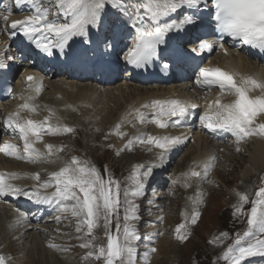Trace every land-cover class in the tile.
<instances>
[{"label":"snow or ice","instance_id":"1","mask_svg":"<svg viewBox=\"0 0 264 264\" xmlns=\"http://www.w3.org/2000/svg\"><path fill=\"white\" fill-rule=\"evenodd\" d=\"M20 3L21 0H15L17 6ZM202 4H211L215 9L213 18L219 38L212 42L198 40L197 46L191 50L193 53H212L215 46L220 50H224L225 54H227L224 37L264 51V0H132L131 4H129V0H57L55 7L58 11L55 14H59V10L62 9L65 15L71 14L73 16L70 22L59 23L56 20H49L51 9L44 8L42 4L26 15L23 20L13 21L11 25L7 24L8 15L0 14V18L5 22V28L10 29L8 31L9 37L20 34L34 43L37 49L48 56L53 55V49H59L65 56H72L77 59L85 57L89 50L99 48L101 45L107 50L114 49L118 31L127 25L122 20L109 21V13L115 12L120 16H127L129 22L135 18L136 22L132 24V27L135 28L137 35L135 42L127 51L125 60L127 63L139 68L153 62L157 58L163 59L164 49L159 46L166 43L164 39L165 32L171 31L174 27L177 32H180L198 26L195 14L185 15L181 20V24L187 26V28L168 23L161 25L158 18L174 13L185 6L190 9H199ZM5 11L10 14L7 6H5ZM145 16L149 19V23L144 22ZM202 23L203 21H201ZM37 33L44 39H35ZM49 34L54 36L55 39H51ZM7 52L8 49H5L3 53H0V56L7 60H13L14 57L7 54ZM177 54L188 56L189 52L186 47L180 46ZM102 59L103 57H101ZM168 66L167 63L163 64L165 68ZM0 67H6V65L0 64ZM35 79L34 76L29 75L26 77L25 83L38 93L42 90V83H38L33 88L31 82ZM195 83L204 91H211L213 88H217L220 92V96L217 97L214 104H209L208 111L200 116L201 124L204 127L211 130L221 129L225 132H230L236 137L237 142L253 136L264 138V123L259 124L258 127L253 126L257 116L264 114V83L258 82L252 77L239 76L238 73L229 72L219 67H200ZM256 89L260 90L261 95L250 96L249 93ZM224 95H232L235 100L232 103L223 104L221 103V97ZM20 99L27 101L28 99H33V97L21 96ZM144 107L154 109L153 118L146 119L139 112L136 113V118L144 123H153L158 128L163 129L178 125L180 120L186 117L196 105L185 104L180 100L171 99L156 100L151 105H144ZM20 109L36 112V107L30 106L27 102L21 104ZM51 114L50 112V116ZM173 117L178 119L173 120ZM169 121H171V124H169ZM5 126L13 133L19 134V139L23 141L24 155L19 154L15 144L8 142H5L0 147V152L8 157L30 163H54V161L49 160V157L54 154L52 145H46V154L41 153L34 147L36 143L42 142L44 135L74 131V129L66 126L61 128L51 125L48 117L43 121L20 119L19 111L10 114L6 118ZM119 127L117 125V129ZM138 142L154 145L167 152L171 146L181 144L183 138H161L147 135L146 138H138ZM132 143L133 141H129V145H126V147ZM62 150L60 148L57 151ZM237 151H240V149L237 148ZM160 159L162 162L164 159L163 154H161ZM106 171L107 169H105ZM150 172L151 168L145 171V178ZM206 173L207 165H205L204 175ZM189 175L190 177H201L202 174L191 170ZM19 178L16 174H11L9 177V179ZM31 178L38 182V187L41 189H55L54 192L47 196L36 194L37 202L52 203L54 201L58 205L60 212H66L71 208L72 215L78 218L77 232L82 231L83 226L86 225L85 235H92L93 228L98 226L101 218L105 220V228L109 229L112 218L115 216L116 232L115 234L110 230L106 232L108 241L106 249L100 247L98 254L90 251L87 256L95 255L96 259L103 257L106 264H115L117 260L120 261V264H126V258H130L133 252L130 237H135V239H139V237L125 223L122 234L123 240H121L119 222L120 189L118 181L111 178L103 179L95 167L86 168L80 166L76 158H73L70 164L65 165L59 171L50 173L47 181L40 182L39 172L34 173ZM143 187L144 185L141 182L138 188L142 189ZM6 194L13 196L27 195L23 189L6 182L5 174L0 173V197ZM130 194L138 196L140 191H133ZM128 195L129 192L125 191V204L131 203L127 199ZM255 195L257 199L252 201L253 206L247 219L248 230L244 233V237L249 238V242L247 246H244L238 237L235 241L237 247H230L228 250L229 254L236 253L232 256L233 264H241L248 257H264V239L260 238L264 234V187H260ZM28 198L32 199L33 197L29 196ZM241 200L246 203L247 197L241 196ZM69 201L72 202L70 205L66 203ZM128 212L129 209L126 208L124 216L126 222L130 218H137L135 216L130 217ZM198 216L199 213L193 215L191 219L193 224L196 223ZM21 218L26 219V216L21 213ZM183 227L184 225H180L175 229L177 240L183 241L185 238L181 235ZM157 235H163V233L158 232ZM252 239L255 240L254 243L251 242ZM50 247L54 246L50 245ZM80 247L91 248L92 245L90 242H84ZM156 251L155 247L151 248L152 253ZM227 258L226 256L225 259ZM0 264H6L4 256H0Z\"/></svg>","mask_w":264,"mask_h":264},{"label":"rangeland","instance_id":"2","mask_svg":"<svg viewBox=\"0 0 264 264\" xmlns=\"http://www.w3.org/2000/svg\"><path fill=\"white\" fill-rule=\"evenodd\" d=\"M37 3V5L42 4L45 8H51V14L53 15L51 19H53L54 16L59 15L63 20H65L64 22L68 21V19L63 16L62 9L59 10V14H55L58 11L55 7L57 0H38ZM111 13H113L112 15L116 17L115 19H117L119 14L115 12ZM118 18L122 21L124 20L123 18H120V15ZM81 87H83V85H81ZM111 88L112 87L109 89ZM116 94L117 92L115 95ZM112 99H114L111 100L113 102L112 104L109 103L104 105L100 109L110 113L112 121L116 119L119 120L121 113L123 112V105L125 102H121L115 97H112ZM127 103H129V101ZM97 111L99 110L96 108L93 110L94 113ZM95 124L97 127L94 126L95 128H93L92 121H88V126L92 130L93 134L90 131H88L90 132L88 133L84 129L77 134L76 130L71 135L67 134L66 138L63 140L61 139L60 141L63 146L66 145V148L63 147V150L59 151L60 155L56 150L54 152L56 156V163L53 164V167L51 165H45L41 162L39 166H41L42 169L37 172L45 173V177H47V174L50 175L51 171H58L61 166V160L62 164L67 165L70 164L73 158H76L79 163L86 168L95 167L103 179L107 180L111 178L119 182V222L121 226V240H123L122 234L125 223H127L129 229L134 230L135 235L139 237V239L130 237L133 252L130 258H126V264H151L150 258L154 254L150 249L152 247L157 249V264H233L232 256L236 253L233 252L232 254H229L228 250L230 247H237L235 241L238 237L241 239L244 246H247L249 238H245L244 233L248 230V214H250V210L253 206L252 201L257 199L255 195L257 190L260 187H264V173H256L255 177L260 178V180H257V182L255 181L248 191L240 189L242 186V178H245L242 171L244 167H246V164L243 163V166L239 167L241 163L238 158L246 157L247 152L245 151V146L243 144L238 146V148L241 149L240 156H243L237 157V155L235 157L234 153L231 152H233V147L236 143L232 144V142L229 145H221L220 149L223 151L226 150L227 153L225 151L219 153L221 160H218L216 168H212L214 173H211L213 175L209 173L201 175V177H192V181L194 182L193 186L195 187L191 190L190 187L192 183L189 184V186H186V184L182 183V178L189 173V170L187 171V169L191 159L190 156L194 154L193 148L186 145L177 156V159L172 162V166L167 167L168 159L164 157L162 162L160 159L161 154L164 156V153H160L156 149H152V145L143 143L141 144L143 148H151L154 152V156L151 157V153L150 155L146 154L147 157L145 159H135L133 163L125 165L123 160L116 157L118 155V151L113 148V145H116V143H114V139H122L123 142L126 141L123 143V146L125 147L126 145H129V141H131L132 136L131 129H128L126 126H124V128L119 127V129H117V125H119L118 123L115 127L116 131L113 129L109 133L104 132L103 138L99 139L100 141L94 142L91 138L92 135L94 136L99 134L104 130L99 127V123ZM118 133L119 135H117ZM11 135H13L12 140L14 142H18V134L11 133ZM134 140L136 142L138 141L137 139ZM135 141H133L130 147L128 146L129 148L126 147V149L129 151L132 149L134 152L131 151V154H141V150H135L136 147H138L134 146ZM58 142V138H55L50 145H56ZM201 142H206L205 146L209 143L207 139ZM112 150H114V153H112ZM144 151L146 150L144 149ZM247 157L245 160H248ZM1 158L2 157L0 155V161L5 163L4 159ZM14 162L16 163V161ZM164 162L166 167H163L162 170L164 171L167 169V171H164L165 174L163 175V188H161V190L155 189L156 185L159 184V181H156L155 186H153L151 191L149 190L147 198H143V196H132L130 193L137 191L138 185L141 182L143 184L144 182H147L148 178H145L144 176L145 171L151 168V174L148 176L149 178H154V174L152 173H154L153 170L155 169V166ZM212 162L213 158H210L208 163L203 165V168H205V165ZM131 166H135V168ZM44 167H46V169ZM31 169L32 168L29 167L27 170V173L30 175L33 173ZM105 169H107L106 172ZM124 169H131L129 173L130 176L129 174H124V172H122ZM208 169H210V167H208ZM197 172L202 174V170ZM202 177L204 178L201 179ZM43 178L44 176L40 178V182ZM19 181H21V179ZM24 182L25 181H21L19 185L22 186ZM28 186L29 185H27V187ZM34 188L39 192L47 191L39 188L38 182L34 183ZM48 190L52 193L53 189L49 188ZM125 191L129 192L127 199L131 202L130 204L124 203ZM157 196L159 199H155ZM241 196L247 197L246 203L241 200ZM66 203L70 205L72 202L69 201ZM192 203L195 205L193 210ZM245 207L247 208L244 209ZM126 208L129 209L128 215L130 217L135 216L137 218H130L126 222L124 220ZM49 210L50 209L42 215L43 219L49 215ZM56 213H58L57 220L50 226L47 224L51 217L44 220V223L42 222L41 224L36 225V230L33 234L36 232L35 234L39 237L37 241L40 244L38 245L34 243L35 246L32 248L28 247L31 246L33 242L30 241L31 236H33L32 233L28 234V236L30 235L28 238L25 235L19 240H12L14 238V234L11 233L12 231H7L10 223H0V232H2V229H5L7 232H5V237L0 234V255L5 257L6 264H106L103 257L96 259L95 255L87 256V253L91 251L94 254H98V249L100 247H104L106 249L108 243L106 232L108 230H110L113 234L116 232L115 216L112 218L109 229L105 228V220L101 218L98 222V226L93 228L92 235H85L87 226H83L82 231L77 232L78 218L72 215L71 208H69L66 212L56 211ZM195 213H199V216L197 217L196 223L193 224L191 219ZM174 219L175 222L172 221ZM165 221H169L167 222L168 226L166 232L169 233L171 237L170 240H173L171 242L174 244L173 248L170 250L168 249L169 251L167 250L166 252L158 245L159 241L162 240V235H157L158 232H162ZM5 225L7 227L4 228ZM180 225H184L181 229V235L185 237L183 241L176 239L175 229ZM25 229V227L21 228L20 234H22ZM260 238L264 239V234H262ZM29 242H31V244ZM84 242H90L92 247H80V245ZM251 242L254 243L255 240L252 239ZM41 244H44L45 246H42ZM50 245H53L54 247H50ZM204 249L214 250V252L209 255ZM42 253H44V255ZM226 256L228 257L227 259H225ZM18 257L22 258L19 259ZM247 263L264 264V257H248L241 262V264ZM115 264H120V261L117 260Z\"/></svg>","mask_w":264,"mask_h":264},{"label":"bare ground","instance_id":"3","mask_svg":"<svg viewBox=\"0 0 264 264\" xmlns=\"http://www.w3.org/2000/svg\"><path fill=\"white\" fill-rule=\"evenodd\" d=\"M131 3H132V0H129V4H131ZM27 6H29L34 11V9L39 5H37L36 2L35 3L32 2V3H30V5H27ZM202 6L203 5H201L199 9H193L194 12L191 11L190 8H188L186 6L183 7V9L187 8L190 13H195L196 11L200 12L202 9ZM204 10H205V8H204ZM141 11H143V10H141ZM28 12L24 13V17H25V15L30 14ZM62 12H63V10H62ZM112 14L113 13H109V19L110 20L112 18L113 19L116 18ZM172 14H176V12H174ZM63 16L66 17V19H68V21H66V22H70L73 18V16L71 14L65 15L63 13ZM20 17H22V16H20ZM120 18H123L124 19L123 21L125 22V24L126 25L129 24L131 27H132V24L136 22L135 18H133V20L131 22H129L127 16H120ZM167 19H162L160 17L158 18L159 23L161 25H163L164 23H168V24L173 25V22L169 19V17H167ZM179 20H177V21L179 23H181ZM149 22L150 21L148 20V22H146V23H149ZM132 28H134V27H132ZM203 29L204 28H202L201 30L203 31ZM201 30L200 31L196 30V33H197L196 35H201ZM93 31H95V30L93 29ZM172 32L174 33V35L176 37H178V38L182 37L183 43L181 45H183V46H187V44L190 43L189 42L190 38H187L188 33H190L191 35H193V33H194L192 28L189 30H186V31H182V32L181 31L180 32L172 31ZM167 33H170V31H168ZM4 44H5V39L2 35V29L0 26V49L3 48V46H5ZM116 44H117V42L115 41V45ZM239 57H241V55H239ZM241 58H243V57H241ZM234 59L237 60L236 57ZM242 60L244 62H246L247 65L239 66L238 69L245 71V73H247L246 77H252V78L256 79L258 82L264 83V68L261 67L260 64H256L252 61H250V63H249L244 59H242ZM221 65H224V64L222 63ZM256 71L258 72L257 73L258 76L256 74H254ZM81 85H83V87H81ZM99 90H101V93H98ZM173 90H174L173 87H171L170 85L167 87L157 86L154 88H151V87L143 88V87L136 85V84H132V85H123L122 84L119 86H114L111 89H107V92L105 93L104 92L105 89H98L95 87H91V85L89 83H87V84L86 83H79L78 84V83H74V82H65V81H60V82H55V83L52 82V83L47 84V88L45 89V92H43L42 96L37 101L38 110H37L36 115H34V113H31L29 110H26V109L21 110L20 113L24 116V119H25V115H27L30 119L33 117L35 119V121H43L46 117H48L51 125L61 127V128L65 127V126L72 128V129H74V131L76 130V134L79 133L83 129L86 130L87 132L90 131L92 133V130L88 126V121H92V127L93 128L97 127L95 123H97V124L99 123L98 124L99 127L103 128L104 130L99 134H96L94 136L92 135L91 138H92V141H94V142L100 141L99 139L103 138L104 132L109 133L113 129H115V131H116L115 127L118 123H119L120 127L124 128V126H126L128 129H131L132 136H135L138 138L146 137L147 135H151L153 137H161V138L162 137H182L183 142L179 145L171 146L169 149L170 152L176 153L175 150H178L181 145L185 144L188 140H190L191 142H188V147H191L194 149V154H192V156H190L191 159H190V163L188 165L187 171L189 170V173H190L191 170H195V171L202 170V175H203L205 172V171H203V165L205 163H208V160H210V158H213L214 160H215V158H218V160H219V158H220L219 153L222 152V150L220 149L221 145L212 144L208 140L209 143L205 146V143L207 141L204 143L201 141H205L206 137L202 134L194 132L193 129H191V128H189V129L183 128V129H180L178 131H175L172 127L169 126V127L161 129V128H158L155 124L144 123V122H142L136 118L137 112L142 113L144 116H146V110L147 109H149L151 111L153 110L151 107H147V108L144 107V105H151L156 100H161V101L170 100L171 98H169V97L172 96V92H175ZM116 92H117V94L115 95ZM249 95L252 97H255V96L261 95V92L259 89H256V90H253L252 92H250ZM112 97L119 99L121 102H125V104L123 105V112L121 113V117L119 118V120L116 119L114 121L111 120L110 113H107V112L103 111L102 109H100L104 105H107L109 103L112 104L113 102L111 100H114V99H112ZM217 97L218 96H214V97H212V99L216 100ZM234 100H235V97L232 95H224L221 97V103H223V104L232 103ZM29 101H30V99H28V102ZM126 101L127 102L129 101V103H127ZM40 106H43L41 110H40ZM95 108L99 111L94 113L93 110ZM50 112L52 113L51 116H50ZM261 123H264V114H260L257 116L253 126L258 127V125ZM73 132H70L69 135L73 134ZM90 132H88V133H90ZM67 134H61L59 141H61V139L63 140L64 138H66ZM117 135H119V133ZM50 136L44 135L42 142L36 143L34 145V147L37 150H39L41 153L46 154L47 153L46 145H50V143H51L50 142V139H51ZM132 136H131V141L132 140L134 141ZM138 138H135V139L138 140ZM86 141H88V140H86ZM105 141H106V139H105ZM18 142H19V134H18ZM124 142H126V141H124ZM124 142L122 141V139H120V140L114 139V143H116V145H113V148L119 152V154L116 157L118 159L120 158L121 160H123L125 162V165L133 163L135 159L143 160L147 157V155H150V153H151V157L154 156V152L151 150V148H148V147L143 148V146L136 147V149H135L136 151H137V149H138V151L141 150V152H142L141 154H139V153L138 154H134V153L131 154L132 149H131V151L127 150L126 147L123 146ZM234 143H236V145H234V147H233V153H234L235 157L237 155H238L237 157L243 156V155L240 156L241 149H240V151H237L238 146L243 144L246 148L245 151L247 152L246 157L248 155V157H247L248 160H245L246 157L245 158H238V159H240L239 162L241 163V165L239 167L243 166V163L246 164V167H244V169L242 171V174H243V176H245V178H242V181H241L242 186L240 189H242L243 191H248L252 187V184L255 181L257 182V180H260V178L255 177V174L256 173H258V174L264 173V138L253 136V137L246 138L244 141L237 142L236 137L233 136V143L232 144H234ZM62 146H63V144H62ZM129 147H127V148H129ZM20 148H22V147H20ZM144 149L146 151H144ZM152 149H156L160 153L164 152L162 149L157 148L154 145H152ZM53 150H54V152H55V150L57 151V147ZM132 152H134V151H132ZM112 153H114V150H112ZM1 157H2V155H1ZM55 157H56L55 154H53L51 157H49V160L54 161V163H47V162H43V163L45 165H51L53 167V164L56 163ZM2 158L4 159L5 163H2L0 161L1 162L0 173H4L6 182L11 183L14 186H16V184L19 185V183H21V181H25L22 184V187L27 188V185H29L31 187V189L33 191L32 197L34 199H33L32 203H30L29 208L33 207L35 209V212L37 213L36 217H38L40 219L42 217V215L44 213H46L48 209L51 208V205L49 202L40 203V202H37V198H36V194H39V196H47V195L51 194V191H49L48 189L46 192L37 191L34 188V183L37 181H35L34 179L31 178V176L34 173H37L38 170L42 169L41 166H39V164L41 162L30 163V162H25L24 160H9L8 158H4V157H2ZM14 161H16V163ZM190 165H191V168H190ZM211 165H212V163H211ZM135 166L134 167L131 166V167L135 168ZM29 167H31L32 168L31 170L33 171V173L31 175L27 173L28 172L27 170L29 169ZM163 167H166L165 162L156 165L155 169L153 170L154 173H152V174H154V176L156 174L160 175V178L163 177V176H161V173L163 172V170H162ZM207 170H208V167H207ZM130 171H131V169L122 170V172H124V174H129ZM189 173H187L186 176L182 178V183L186 184L187 186H189V184L192 183L190 188H191V190H193V187H195V186H193V183H194L192 181L193 178L190 177ZM212 173H214V172H212ZM11 174H16L20 178L19 179H9ZM39 174H40V178L43 176L45 177V173L39 172ZM212 175H210V176H212ZM129 176H130V174H129ZM156 177L150 178V179H157ZM203 178L204 177H202L201 179H203ZM20 179H21V181H19ZM173 179H175V178H173ZM178 180H179V177H178ZM202 182H204V181H202ZM137 191H140V195H138V197H142V195H144V191H145L144 187L142 189L138 188ZM191 193H192V191H191ZM192 195H193V193H192ZM158 199H159V197H158ZM45 206H48V207L46 208ZM11 207L8 204L0 203V220H1L0 223H3V224L5 222L10 223V226H9L7 231L8 232L12 231L11 233L14 234V238L12 240H16V239L19 240L22 236L24 237L25 235L28 238L30 236V235L28 236V234H30V233L33 234V232L36 230L35 229L36 225H38V224L34 225L33 223H29V218L23 212H20L17 208H14V207L11 208ZM194 208H195V205L192 203V210ZM41 212H43V213H41ZM21 213H23L24 216H26V219L21 218ZM172 221L175 222V219ZM167 222H169V221H167ZM167 222L165 221V223H164V226L162 228V233H163L162 240H160L159 244H158L160 248H163L165 250V252L168 249L169 250L172 249L174 246V244L171 242L173 240H170L171 237H170L169 233L166 232L167 226H168ZM5 227H7V226L5 225L4 228ZM23 227H25L26 229L22 234H20L21 228H23ZM29 231H32V232H29ZM5 232H6L5 229H2V232H0V234L3 237H5L6 236ZM37 232H39V231H37ZM35 233L30 238V241H33L32 244H31V242H29L31 244V246H28V247H30V248L35 246L34 243H36L38 245L40 244L37 241L39 239V237H37V235ZM0 239H1V237H0ZM23 250H24V248H23ZM45 250H47V249H45ZM204 250L207 251V254H209V255H211L214 252V250H208V249H204ZM11 252H14V251H11ZM42 254L44 255V253H42ZM50 254H51V252H50ZM157 256H158V254H156V252H155L153 254V256L150 258L151 264L156 263ZM22 257H20V258L18 257V258L21 259ZM23 259H24V257H23ZM207 264H209V263H207Z\"/></svg>","mask_w":264,"mask_h":264}]
</instances>
